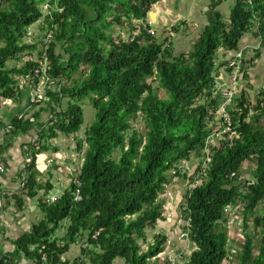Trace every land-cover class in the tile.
<instances>
[{"label":"trees","instance_id":"16d2710c","mask_svg":"<svg viewBox=\"0 0 264 264\" xmlns=\"http://www.w3.org/2000/svg\"><path fill=\"white\" fill-rule=\"evenodd\" d=\"M162 1L0 0V98L21 101L27 97L22 84L39 85L36 71L42 64L28 60L10 69L8 63H21L25 54L37 51L38 44L26 39L42 23L52 35L46 45L44 37L42 60L48 62V76L57 80L56 90L60 88L46 90V95L56 107L70 99L66 111L56 113L43 130L42 140L78 135L84 124L81 103L86 98L96 112V121L78 144L80 153L84 145L87 149L69 189L53 204L41 200L43 220L15 242L19 252L36 264H158L168 237L159 233L148 245V231L164 221L160 196L173 177L194 185L186 197L184 231L195 250L185 264L228 260L231 245L225 211L236 206L241 209L245 234L237 264H264V213L252 218L260 234L258 254L247 233L250 217L264 202V87L255 102L246 88L236 95L226 109L233 135L216 138L210 163L206 153L211 137L225 126L216 78L219 68L228 63L218 66L219 52H239L242 39L254 29L261 38L257 54L264 50V0H236L228 21L220 12L225 1L210 0L207 25L192 51L180 55L171 40L161 42L149 25L144 29L133 24L146 23L152 7ZM126 26L140 34L131 40L114 37L115 28ZM32 35L37 40L36 31ZM246 65L245 59L239 80L249 83ZM140 118L144 131L133 129ZM12 128L26 132L31 123L15 119ZM45 148L31 151L29 199L45 189L34 172L36 157ZM195 157L201 160L195 174H182L179 165ZM247 164L253 166L250 175L244 171ZM78 191L81 201L77 202ZM64 222L68 223L66 236L58 238ZM81 241H86L81 257L63 262L61 257L70 246ZM42 255H47L46 263Z\"/></svg>","mask_w":264,"mask_h":264},{"label":"rangeland","instance_id":"374dc122","mask_svg":"<svg viewBox=\"0 0 264 264\" xmlns=\"http://www.w3.org/2000/svg\"><path fill=\"white\" fill-rule=\"evenodd\" d=\"M235 1L236 0H226L223 6L220 8V12L223 14L226 21H228L230 15V8ZM209 5H210V0H163L162 2L152 7V11L150 12L149 19L146 23L134 21L133 24L138 25L139 27L142 26L144 29L146 28V25H149L151 29V33H156L157 37L161 39V42L165 41L166 39L171 40L175 44L176 55H180L182 53H189L192 51L203 28L207 25L208 17L205 14ZM37 27H41V28H37ZM178 27L181 30L179 33H175L174 29ZM46 29L47 28L44 26V24L40 23L30 30V35L29 38L26 39V42L29 43L35 42L36 44H38L37 51L25 54L23 58V62L21 63L18 62L8 63V68L10 69H13L15 67L19 68L23 65L24 62L28 60L39 62L40 64L43 65L42 58L44 57V49H45V46L43 44L47 35H49ZM33 31H36L37 40L33 39L34 37L32 35ZM256 33L257 32L254 29L249 36L247 35V37H245V39L243 40L245 46L243 48L245 47L248 48H245L247 50L241 49L239 52L244 53V58L246 59V62L248 64L246 65V68L249 67L248 72L250 68L251 69L255 68L253 72L254 71L261 72V73H257V79H262L263 77V82L258 81L257 82L258 84L256 83L257 84L256 86L254 81H251V84L253 83L255 84L251 86L249 85V83L239 80L237 84H235L233 82V77L231 76V74L227 75L229 74L228 70L225 67H220L219 70L221 72V75L219 74L220 76L217 79L218 89L216 91V97L218 98L221 97L222 99L221 101H223L224 103L225 101L223 99V92L227 89L228 90L234 89L236 91V94H238L239 92L243 91L246 88L247 94L250 96L249 98L251 102H255L257 98V94L259 92L258 87L264 86V70L262 71L256 68V66L259 64V60L260 62L262 61L264 62V50H261L260 54H257V51L259 50L260 47L258 46L257 42L260 41L261 38ZM139 34H140L139 30L130 32V27L128 26H126L125 28L124 27L115 28L114 30V37L122 38L124 40H131V38L136 37ZM39 36L41 38H39ZM2 46L3 44L0 43V49ZM222 55H223L222 52L221 53L219 52L220 60L218 62V66L224 64L226 61V58L224 59V61H221L223 60ZM256 56H260V58L258 60H255L254 65H252L253 63L251 62V60L255 59ZM242 76H243V72H241L240 77ZM48 86L53 87L54 89L55 87H57L56 81L52 82L50 80V82H48ZM154 86L155 88L158 87L157 84H155ZM27 88H30V86L26 83L24 92H28ZM159 91L161 97H163L164 96L163 92L161 90ZM69 102H70L69 98L62 100L64 109L69 104ZM81 106L84 114V124L82 126L81 132L78 135L75 136L73 135L72 137H69L70 140L68 142V144L70 143V147L68 149H71L73 147L76 151L78 150L79 142L85 140V132L96 121V112L90 99L86 98L81 103ZM133 129H136L138 131L145 130V126L141 118L137 122L133 123ZM215 135L211 137L210 143H213L215 141L218 142L216 138L219 137ZM61 141H63L62 143H66L64 139H61ZM210 143H209V147H212L214 144H210ZM54 144L55 141H51V146ZM66 147L65 148L62 147V149H66ZM86 149L87 146L84 145V151H86ZM80 159L81 156L79 155V161ZM200 162L201 160L196 157L192 158L189 162L184 161L179 165V170L182 172V174H188V176L191 177L192 175L195 174V171L197 170ZM252 168L253 166L251 164L245 165L244 166L245 174L250 175V171L252 170ZM171 174L174 175L175 172L173 171L171 172ZM193 188L194 185L190 181H186L182 177H175V178L173 177L171 183L168 186H166L165 192L160 196V202L163 203L164 221L160 222L154 231H148V245L154 243V238L159 233H164L168 237V242L166 244L165 252L161 254L157 259L158 264H185V259H187L195 250V245L190 242L184 231V228L188 224L187 216L184 213V208L187 201L186 197L188 196L189 191ZM49 196H61V193H57L56 191ZM263 213H264V202L260 204V206L256 209L254 214L250 217L251 218L250 228L247 230V233L251 235L252 238L254 239L255 254H258V250L260 247V234L252 226L253 225L252 218L258 215H262ZM225 217H226L225 218L226 222L224 223V227L228 232V236L230 239L229 244L231 245V247L229 249L230 251L229 258L223 264H237L238 256L241 252L242 245L245 242V236H244L245 234L242 227L243 224H242L240 206L228 208L225 211ZM67 226L68 223L66 222L62 224L61 228H65V231L63 232L62 229H60L58 236H61V238L66 236ZM85 244L86 241L84 242L81 241L79 243L80 249L82 248V246L84 247ZM143 249L144 251H146L147 245H144ZM78 252H80L79 249H77L76 254L74 255H78ZM70 255L72 254L70 253ZM75 260L76 258H72V260L69 261L74 262ZM155 261L156 260H153V262ZM117 264H123V263L118 262Z\"/></svg>","mask_w":264,"mask_h":264},{"label":"crops","instance_id":"0c3cea01","mask_svg":"<svg viewBox=\"0 0 264 264\" xmlns=\"http://www.w3.org/2000/svg\"><path fill=\"white\" fill-rule=\"evenodd\" d=\"M250 34L251 33L247 35L249 36ZM247 35L245 37H247ZM245 37L241 41V49L248 48H243L245 46L243 43ZM257 43L258 46H260L261 39ZM222 54L223 60L221 61H224L227 56L229 57V55H231L225 52ZM256 68L263 71L264 62H260L259 60V64ZM253 70H255V68H250L248 72V82L251 86L258 81L263 82V77L262 79H257V73L261 72H253ZM219 74L221 75L220 70L216 79L219 78ZM227 75H230V73ZM251 81H254V83L251 84ZM65 85H67V83ZM262 87L264 86H260L258 89ZM25 94L27 97H24L21 101H10L0 98V130L11 129L12 122L22 112L26 111L25 109L29 105L31 95L29 92H25ZM68 105L64 109L61 101L60 106L56 107L51 100V102L34 106L28 109L25 114L26 121L31 123V128L26 132L17 131V129L13 131L12 128L11 133L4 137V145L0 149L6 167L5 173L0 175V200L5 196V206L2 209L0 208V229L4 232V235L0 236V261H9L11 259L13 264H36L35 261L26 258L19 252L15 242L25 234H28L34 225L43 220L44 215L39 207V202L43 200L47 203L51 197L59 199L64 194L63 192L69 189L83 165L85 151L80 153L79 150L76 151L73 147L68 149L70 147V143L68 144L70 140L69 137L72 136L67 137L59 134L55 139L42 140L41 134L43 130L47 128L52 119L56 116V113L64 112V110L66 111ZM61 139H64L66 143H62L63 141H61ZM51 141H55V144L52 146ZM42 146L46 148L45 151L37 155L34 172L36 173L38 183L45 186V189L40 190L36 198L29 199L26 189L29 175L27 173L29 155L32 148L35 147L37 150ZM62 147H66V149H62ZM79 155L81 156V162L79 161ZM56 191L57 193H61V196H49ZM60 229H62L63 232L65 231V228ZM60 229L56 234L58 238H61V236H58ZM82 248L80 249L79 243L70 246L69 252L62 256V260L69 261L72 260V258L77 259L81 256ZM77 249H79L80 252H78V255H74ZM70 253L72 255H70Z\"/></svg>","mask_w":264,"mask_h":264},{"label":"built area","instance_id":"2783aa9c","mask_svg":"<svg viewBox=\"0 0 264 264\" xmlns=\"http://www.w3.org/2000/svg\"><path fill=\"white\" fill-rule=\"evenodd\" d=\"M43 9H44L45 12H47L48 9H49V7L46 5V6L43 7ZM51 38H52V35L51 34L47 35L45 44H48L50 42ZM230 54L231 55L228 54L229 57L228 56L226 57V61L225 62L228 63V66L226 67V69L227 70L228 69H231L232 70L230 74L233 77V82L235 84H237V82L239 81V78L241 76L242 69H243V62H244V59H245L244 58V53L243 52H234V53H230ZM36 74L40 78V83L35 88H32L28 84L30 86V88H27V91L29 92V94L31 95V97H30L29 105L25 109L26 111L22 112L16 118L19 121L20 120H23V119H26L25 114H26V112H27L28 109H31L32 107L37 106V105H41L43 103L51 102V99L49 97H47V95H46V90H52V92H54V91L55 92L56 91H60V88L58 90H56L57 87L54 86L55 88L53 89V87H49L48 86V82H50V80L52 82H54V80H52L48 76V62L47 61L43 62V65L41 66V69L38 70V71H36ZM56 82H57V80H56ZM62 82H64V80H62ZM24 87H25L24 84H22L21 85V88L25 89ZM236 95L237 94H236V91L234 89H231V90H228L227 89V90H225L223 92V99H224L225 103H223V107H222L221 113H222V117L224 119L225 126H224V128H219V130L217 131V135L216 136H218L219 138H221V137H223L224 135H227V134L233 135V129H232L231 119H230V116L227 114L226 109L228 107H230L231 105H233V103L235 102ZM54 118L52 120H54ZM3 130H0V149L4 145V142H3L4 137L6 135H8V134L11 133L12 126H11V129H6L4 131ZM210 141L208 142V146H209ZM210 144H212V143H210ZM208 150H209V152H208ZM210 152L211 151H210V147H209L206 150L207 157H208L207 158V163H210L211 162V158L209 157ZM31 162H32V154L30 153V155H29V163L28 164H30ZM5 171H6V167H5V163H4L3 157H2V153L0 151V175L3 174V173H5ZM56 200H57V198H51V199H49L47 201V203L48 204H53V203L56 202ZM76 201L77 202L78 201H81V197H80L79 191L77 192V195H76ZM4 206H5V196L0 200V208L2 209ZM3 235H4V232L2 231V229H0V236H3ZM97 236H98V234L96 233L94 237L96 238ZM186 236H187V234H186ZM53 240H55V239H53ZM44 249H45V247H43V250ZM42 257H43V261L46 263V261L48 259L47 258V255H42ZM80 257L81 256H79L78 258H80ZM62 259L63 258L61 257V260ZM83 261H85V259H82L81 260V262H83ZM63 262H65V261H63ZM12 264H13V262H12Z\"/></svg>","mask_w":264,"mask_h":264}]
</instances>
